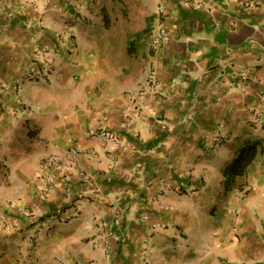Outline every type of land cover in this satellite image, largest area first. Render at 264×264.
I'll use <instances>...</instances> for the list:
<instances>
[{
  "label": "crops",
  "instance_id": "1",
  "mask_svg": "<svg viewBox=\"0 0 264 264\" xmlns=\"http://www.w3.org/2000/svg\"><path fill=\"white\" fill-rule=\"evenodd\" d=\"M194 1L0 0V264H264V0ZM36 43L58 47L53 71L18 85Z\"/></svg>",
  "mask_w": 264,
  "mask_h": 264
},
{
  "label": "built area",
  "instance_id": "2",
  "mask_svg": "<svg viewBox=\"0 0 264 264\" xmlns=\"http://www.w3.org/2000/svg\"><path fill=\"white\" fill-rule=\"evenodd\" d=\"M180 5L184 7H189V6H194L196 8H200L201 4L198 1L194 0H178ZM80 4H83L86 2V0H79ZM260 0H245L244 4L248 7L251 6H257L259 4ZM52 8H56V5H52ZM162 10L159 9V12ZM208 12V11H207ZM39 27L41 29H48L49 25L43 22L39 23ZM72 32L66 36H64V39L67 41H72ZM59 36V35H58ZM60 37V36H59ZM168 41V33L165 29H163L161 26H159L155 32L151 34L150 37V45L152 49H158L160 46L165 44ZM59 49L57 46H45V45H40L39 43H36L35 48L33 50V55H32V65L30 67H27L19 76V82L18 85H20L23 82H32V81H38V80H45L47 79L54 68V64L56 61L57 56L59 55ZM238 77L240 78L241 83L238 85L239 88L243 87V84L247 82L248 76L250 74V71L246 69H241L238 73ZM147 81L149 84L154 85L155 83V77H154V72L150 71L148 73V78ZM258 99L264 100V93L263 92H258L257 95ZM249 121L252 127L254 128H264V119L262 112L259 110H251L250 115H249ZM161 127L163 129H168V127L165 124L161 123ZM98 137L107 140L111 145L113 146H119V147H124L125 145V139L123 136L120 134L107 130V129H102L99 130L97 133ZM213 140L215 142L221 141L225 136L222 134L219 130L214 132L212 135ZM74 151V150H73ZM76 151H74L75 153ZM45 163V167L47 166H56L57 168H60V165H58V158L56 157H49ZM61 171H64V168L61 167ZM83 179H86L85 175H82ZM47 179V184L51 183L52 184V178L49 176ZM50 186L45 185L41 188L40 194L42 197H45L48 192ZM24 212L28 216H32L34 212L30 209H24ZM148 215L144 214L141 217V221L144 223H147L148 225V231L146 233V240L147 238L150 237L151 231L154 228L153 224H150L148 222ZM150 224V225H149ZM111 236L110 232H103L98 240H96V244L98 247H101L102 250L106 253L107 252V246H108V238ZM151 252L147 247L143 251V255L146 253Z\"/></svg>",
  "mask_w": 264,
  "mask_h": 264
},
{
  "label": "trees",
  "instance_id": "3",
  "mask_svg": "<svg viewBox=\"0 0 264 264\" xmlns=\"http://www.w3.org/2000/svg\"><path fill=\"white\" fill-rule=\"evenodd\" d=\"M256 151L257 147L254 143L245 144L238 150L235 158L223 170L225 188L232 184L236 176L243 174L246 166L255 156Z\"/></svg>",
  "mask_w": 264,
  "mask_h": 264
}]
</instances>
